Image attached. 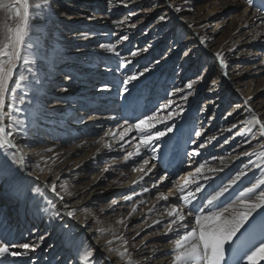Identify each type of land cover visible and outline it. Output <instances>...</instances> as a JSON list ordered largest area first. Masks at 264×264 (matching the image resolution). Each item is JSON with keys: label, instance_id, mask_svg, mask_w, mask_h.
Instances as JSON below:
<instances>
[{"label": "bare ground", "instance_id": "bare-ground-1", "mask_svg": "<svg viewBox=\"0 0 264 264\" xmlns=\"http://www.w3.org/2000/svg\"><path fill=\"white\" fill-rule=\"evenodd\" d=\"M103 1L108 4V9L111 10L110 15L114 10L117 11L122 7L131 10L127 17L121 19H127V23L120 27L115 24L114 27L116 32L119 30V32L123 31L127 34L128 44L135 43L136 48H138L145 43L144 47H147L148 51L140 54L139 58L142 57V59L139 67L149 64L155 59L161 61L160 64L153 65V71L147 85L149 90L143 92L144 100L142 103L139 102L135 116L142 110L141 105H143V111L150 110V106L154 102L157 103L166 96L169 90L168 86L171 85L167 82V77L171 71L177 70L179 73L177 74L178 79L170 88V92L174 88L183 87L186 83L183 76L186 73L199 72L201 68L203 70L199 76L192 79L194 81L193 95L189 97L186 103L185 120L178 121L179 136L177 142L170 146L165 163L150 162L145 167V171L151 167L152 163H155L157 167L144 175L139 170H132L133 165L137 164L141 157L134 155L133 157H137L138 160L133 163V157L125 161L126 156H123L124 150L131 144L132 149L129 152L135 153V145L139 143V134L135 131H129L122 140L119 138V132L123 131L121 125L124 123L114 127L112 124L118 118L122 119L123 115L122 117L117 114L115 116L113 113L115 109L104 111L107 115L104 117L98 115L100 112H97L88 117L89 119L87 118L90 124L98 122L99 137L86 139L81 136L78 137L83 133L81 129L87 124L85 121L87 113L78 111L79 118H73L70 121V124L74 123L72 124L74 127L67 129V135L62 139L64 136L63 128L66 126V124L62 125L65 122L64 118L60 117L56 121L57 124L52 122L53 116L57 112L62 113L63 111L66 117H70V114L81 108L80 104L84 102L101 103V105L110 102L116 104L117 100L114 99L116 90L113 89L111 95L105 99L104 97H94L97 91L94 86L86 90L84 95H79L78 100L81 103L78 100H72L76 99L74 96L70 98V104H65L63 98L54 102L52 106L46 104V100L50 98L52 92H59L62 97H67L72 91L69 86L71 81L68 77H65L66 86L61 87L56 84L54 86L53 83L58 75L57 70L59 67L66 66L68 63L65 61L69 59L67 56L62 59L63 63L60 64L57 60L58 56L67 54L64 49L66 46L69 48L75 38L78 40L80 33L67 34L70 23L65 24L63 28L53 27L58 25L60 21L57 20L56 7H52L50 10L47 21L41 17L42 28L39 33L33 35L34 41L47 59L39 65L42 69L38 73L40 81L34 83L31 88L23 89L28 94L25 105H19L17 102L18 107L24 108V112L17 115L24 121L21 127L26 129L25 135L17 139L18 142L21 140L27 142L26 152L32 164L40 163L41 167L44 168L43 173L34 169V175L38 174L40 179L39 181H31V183L40 185L45 196L36 199L30 197L31 203L13 204V207L8 206L6 209L12 228L18 226L20 229L22 222L30 225L26 238H30L31 232L45 235L44 244L33 254L37 257V264H61V261L67 262L74 256V251L65 245V237L60 227L61 223L74 226L72 239L76 241L74 247L80 248L79 264H88L84 257L90 248L95 249V255L98 258L110 256L109 264L111 261H114L115 264H129L127 259L119 260L115 254L104 251L105 241L108 239L114 241L113 246H121V241L115 237H123L129 241L126 247L130 253L131 264H169V253L173 246L167 242L168 237H165L164 244L156 240L157 233H162L164 229L163 223L153 224V221L161 216L165 205L171 201L164 205L157 204L156 200L149 201L150 195L144 194L145 183L150 179L162 177L167 171L170 179L160 180L158 184L164 187L165 185L170 186L169 193L173 194L174 200L180 194L177 192L178 185H172L170 180H176L175 177L183 172L179 180V183L183 184L182 177L186 176V169L194 171L201 161L199 155L193 156L191 160L186 158V152H192L193 149L198 150L201 154L205 149L217 152L218 156L213 160L218 159V163L214 162L212 166H205L202 169V175L214 176L217 184L221 182V175L231 166L235 165L229 171V175H224V182H227L229 177H233V173L236 174L242 169L249 159H256L255 155L252 157L240 156L236 159L235 157L240 152L247 150L264 154V138L258 136L253 144H247L246 137L235 136L238 130H245L243 121L251 115L244 110L245 100H247L248 107H251L259 117L264 118V49H258V46L264 43V27L255 26L260 23L259 20L254 21L257 13L248 8L243 0H171L172 3L182 8V12L179 14L168 7L169 0H126L127 6H124L122 0ZM230 5L238 9V12L231 22L224 24L215 23L210 13L206 11L210 6L226 8ZM133 12L136 15H131ZM158 13L166 15L167 19L165 21L158 18L153 19L154 15ZM246 13H251L252 18L246 16ZM132 24H135V27H132ZM257 32L260 35L253 39ZM51 33L53 34L51 35ZM57 35L60 38H57ZM115 35L116 33H114ZM201 39H203V43ZM114 44L116 45V43ZM125 47L124 50L122 49L123 51H125ZM122 50L120 52L123 55ZM183 52H188L189 55L184 56ZM217 52L223 55V66L215 55ZM163 53H165L164 56H162ZM112 55L114 56V54ZM252 55L255 57L251 60L254 64L253 67H245L244 62L247 59H244L243 56L250 57ZM115 59L117 58L115 57ZM257 61L260 63H256ZM113 66L116 68V64ZM249 74L257 76H248ZM35 75L37 73L34 68L33 76ZM199 77H203V79L201 80ZM210 77L215 78V90L209 91L208 88V91L207 89L205 91V86H202L208 82ZM63 87H68L69 91H61L60 89ZM86 87L90 88L91 86ZM233 92L236 93L234 96H237L236 102H233L234 106L240 105V107L230 111L231 115H229L230 112L227 113L228 117H233L232 119L219 120L221 108L225 102H230L228 98H231L230 94ZM180 95L182 93H177L175 98L178 100ZM249 97H251L250 100ZM201 100L206 101L204 108L196 114L199 120L197 127L191 124L190 113L194 106L201 104ZM71 101L77 104H72ZM180 102L184 103L183 101ZM211 110L213 113L210 112ZM113 116L117 119H112ZM130 120L133 121L129 122H134L135 118ZM218 124L219 128H217ZM234 124L237 125L236 128L232 127ZM125 127L127 126L125 125ZM157 127H163V125H157ZM110 129L115 130L117 134L115 139L111 135H105ZM195 131H200L201 136L196 137ZM59 134L61 138L57 142L55 136ZM69 136L77 137L69 139ZM234 136L235 139H233ZM226 138L227 143L224 142L220 146L216 144ZM209 140L210 143L207 142ZM186 141L189 142V145L186 144ZM202 142L205 143V147L199 148V144ZM105 143L110 144L111 148H106ZM215 145L216 149L209 148V146ZM48 148L53 149V151L47 152L46 149ZM222 152L226 156H222ZM141 154L145 159L151 155V153L145 152L143 146H141ZM50 157H55V163ZM220 157L224 158V164L227 165L225 170L218 174L208 172L207 169L210 167L224 166L221 164ZM44 161H47V165L44 164ZM161 170L164 172L163 175L160 173ZM258 172L259 170H253L247 176L242 177L239 188L243 189L250 186ZM120 173H124V175H120ZM57 176L59 177L58 180ZM141 176L144 177L142 181ZM25 178L31 180L30 177ZM52 181L57 183L58 191L64 196L63 202L52 197V193L48 192L41 183H51ZM198 182L200 184L208 183L202 178ZM61 185L63 187H60ZM195 187L196 184L190 183L186 186V191ZM116 193V198L113 199L112 194ZM126 195L132 196V200L125 201L123 197ZM49 197L53 199L57 207L62 203H67L70 210L75 211L76 218L68 219L65 217L63 221L53 222L51 213L54 209L48 202ZM140 200H143L144 203L140 204ZM4 201L6 200H3L0 207ZM110 201H115L116 205L113 206ZM133 202L138 205L137 212L129 215ZM164 223H167V220ZM99 229H104L103 234L98 231ZM138 232L140 235H136ZM48 245L51 247H47ZM159 248H165L166 251H159ZM61 251L63 253L58 258ZM260 264H264V261H261Z\"/></svg>", "mask_w": 264, "mask_h": 264}, {"label": "snow or ice", "instance_id": "snow-or-ice-1", "mask_svg": "<svg viewBox=\"0 0 264 264\" xmlns=\"http://www.w3.org/2000/svg\"><path fill=\"white\" fill-rule=\"evenodd\" d=\"M122 2L124 6H127L126 0ZM243 2L257 13L254 21L259 20L260 23L255 26L264 27V0H243ZM52 6L53 0H31V2L30 0H0V13L3 14L0 18V199L18 205L31 203L30 197L36 199L45 196L40 185L31 183V181L40 179L38 174L34 175V169L43 173L44 168L40 163L32 164L26 152L27 142L24 140L18 142L17 139L26 133V129L21 127L24 121L17 115L23 113L24 108L18 107L17 102L19 105H25L28 94L23 89L31 88L34 83L40 81L38 73L42 69L39 65L47 58L34 41L33 34L40 32L41 17L47 21ZM168 7L177 14L182 12V8L172 3L171 0H169ZM131 15L136 14L133 12ZM246 16L252 18L251 13H246ZM158 19L165 21L167 17L160 15ZM114 23L120 27L127 23V19L114 21ZM131 26L135 27V24ZM80 35L85 40L89 38L86 33ZM259 35L260 33L257 32L253 39ZM118 39L123 42L129 38L127 35H120ZM201 42L203 43V39ZM98 46L106 53L114 54L117 63L115 69L107 68L113 74L112 82L101 85L97 91L110 94L115 89L114 99L120 102L122 109L137 110L143 92L149 90L147 85L153 65L160 64V59L138 67L139 62L134 63L130 57L146 53L147 47L130 49L128 56H124L112 42L100 43ZM188 55V52H184V56ZM215 55L223 66L222 53L217 52ZM34 68L37 73L35 76H33ZM199 79L202 80L203 77ZM193 87L194 81L188 80L183 87L174 88L166 93V96L152 109L141 111L134 122H129L125 118L124 124L121 125L123 131L119 132V138L122 140L129 131L139 134V143L135 145V153L129 152L125 157V161L134 155L141 157V160L133 165V171L139 170L147 175L157 167L155 163H152L151 167L145 171V167L150 162L165 163L170 146L178 140V121L185 120L186 103L193 95ZM60 90L67 92L69 88L63 87ZM214 90L215 81L209 87V91ZM177 93H182L178 100L175 98ZM110 99L113 98L110 97ZM248 99L250 100L251 97ZM244 105V110L251 115L243 121L245 130H238L235 136H244L247 144H253L258 136L264 138V118L259 117L251 107L247 106V100L244 101ZM238 107L240 105H235L233 110ZM231 114L230 112L229 115ZM112 119H117V117L113 116ZM157 125H163V127H157ZM232 127L236 128L237 125L234 124ZM105 135H111L115 139L117 134L115 130L110 129ZM194 135L200 137L201 132L195 131ZM227 142L226 138L225 143ZM104 146L111 148L108 143ZM141 146L145 152L151 153L149 158L142 157ZM121 147L123 148V145ZM204 147V142L199 144V148ZM46 151L52 152L53 149L48 148ZM185 155L191 160L193 156L201 155V153L193 149ZM253 155L256 159H249L244 167L227 182L221 178V182L217 184L214 176L202 175L206 162H199L194 171L187 172L186 176L182 177L183 184H180L178 180H170L172 185H178L177 192L180 195L166 204L161 216L153 221V224L163 223V232L157 234L168 237L167 242L173 246L169 253V264H260L264 261V154L245 150L235 158L252 157ZM50 159L55 163V157H50ZM219 159L224 166L210 167L207 169L208 172L218 174L225 170L227 165L224 164V158ZM44 164L47 165V161H44ZM49 170L51 171V168ZM253 170H259L253 182L250 186L240 189L241 178ZM25 177H30L31 180ZM200 178L208 183L200 184L198 182ZM140 179L142 181L144 177L141 176ZM169 179L170 175L167 171L160 177L161 181ZM41 183L48 192L52 193V197L64 201V196L58 191L55 181ZM190 183L196 184V187L186 191V186ZM153 187H157V184L154 183ZM148 191L149 189L145 187L144 192ZM123 199L132 200V196L126 195ZM158 199L167 201L168 196L161 192ZM48 202L54 209L51 213L53 222L63 221L65 217L76 218L75 211L70 210L67 203H62L57 207L51 197L48 198ZM139 203L143 204L144 201L140 200ZM137 207L138 205L133 202L129 215L136 213ZM165 220L167 223H164ZM60 227L65 237V245L74 251V256L67 262L61 261V264H79L80 248L74 247L76 241L72 239L74 226L61 223ZM98 231L103 234L104 229ZM29 236L30 238L22 236L18 238V234L9 224L7 212L0 209V264H37V257L33 254L41 248L46 237L36 232H31ZM115 239L121 241V246H113L114 241L108 239L105 241L104 251L115 254L119 260L127 259L131 264L130 253L126 247L129 241L123 237H115ZM47 247L50 248L51 245ZM84 259L88 261V264H109L110 256L98 258L95 255V249L90 248ZM111 264L115 262L111 261Z\"/></svg>", "mask_w": 264, "mask_h": 264}, {"label": "rangeland", "instance_id": "rangeland-1", "mask_svg": "<svg viewBox=\"0 0 264 264\" xmlns=\"http://www.w3.org/2000/svg\"><path fill=\"white\" fill-rule=\"evenodd\" d=\"M53 8H57L55 11L58 14L57 20H60L58 22V25L53 26L54 28H63L65 26V24L70 23L69 28H68V32L67 34H73V33H86L88 34V39L85 40L81 35L78 38V40L72 41V44L70 45V47L68 48V46H66V48L64 49V51L67 53L63 56H58L57 60L58 63H63L62 59H65L67 56L69 57V59H67L65 62H67L68 64L64 67H59V69L57 70V78L55 80V82L53 83L54 86L58 85V86H66L65 84V77H70L71 79H69L71 82L69 83V86L72 88L71 93L69 94V96L67 97H62L61 93L57 92H52L50 95V98H48V100H46V104H48L49 106H52V104L58 100H64L65 104L69 103L70 104V98L76 96V99H72L74 101L78 100V97H80L79 95H84L86 90L91 89L92 87H94L96 90L103 84L106 83H111L113 80V74L112 72H109L107 70L108 67H111L112 69L114 68V64H116L117 59H115V57L111 54V53H106L105 50L100 49L99 48V44L100 43H106V42H112V43H116V47L120 50H124V47L126 44H128L129 41H119V36L120 35H127L125 32H116L115 31V23L114 21H118L121 20L124 17H127L129 15V13L131 12L130 9L128 8H124L122 7L121 9H118L117 11L114 10L111 15H110V9L107 2L105 3L103 0H54L53 1ZM245 7H247L245 5ZM242 8V7H241ZM241 10V9H240ZM207 12L210 13V15L212 16V18L215 20V23H225V22H231L235 16L237 15L238 9H236L235 7H233V5H230L229 7L226 8H222V6L220 7H214V6H210L207 10ZM161 15V13H158L156 15H154L153 19H157L159 16ZM3 14L0 13V18H2ZM70 18H67L69 17ZM99 16V18H98ZM109 16V18H108ZM103 17L101 20L100 18ZM114 23V24H113ZM67 28V26H66ZM222 28V27H221ZM82 30V31H80ZM114 33H116V35L114 36ZM53 33H51L52 35ZM66 34V36H67ZM57 38H60L58 35L56 36ZM69 37V36H67ZM145 44V43H144ZM144 44L140 45V47L138 48H143ZM135 50L136 49V44L135 43H131L128 44L125 47V51H123V55L124 56H128L129 54V50ZM258 49H264V43L258 46ZM184 53V52H183ZM255 53V52H254ZM71 54V55H69ZM165 53L162 54V56H164ZM139 56L137 57H130L133 62H139L138 63V67L140 66V62H141V58H139ZM243 56V58L247 59L246 62H244L245 67L250 66L253 67L252 65H254L251 60L255 57L250 56ZM250 59V60H248ZM116 60V61H115ZM256 63H260V61H257ZM169 70V69H166ZM202 68L199 69V72H192V73H186L184 77V81L187 82L188 80H192L194 78H196L197 76H199L202 73ZM165 71V70H164ZM168 72V71H166ZM161 73V72H160ZM179 71L174 70L171 71L169 76L167 77V82L170 83L171 85L168 86V92H170V88L172 87V85L174 84V82L178 79V74ZM27 74V73H26ZM164 76V75H163ZM248 76H252L255 77L257 75H248ZM215 80L214 77H210L208 82L205 83V85H203L202 87L205 86V91L210 87V85L212 84V82ZM60 83V84H59ZM89 83V84H87ZM56 84V85H55ZM91 86L90 88H87L86 86ZM10 87H11V82H10ZM70 88V89H71ZM58 91V90H57ZM236 93L233 92L230 94L231 98H228L230 100V102H225L221 108L220 111V117L219 120H223V119H227V118H233V117H228L227 113H229L230 111H232L234 109V103L236 102V97L234 96ZM111 94L109 93H101L99 91H96L95 96L94 97H104L106 99V97L110 96ZM93 98V97H92ZM42 101H44V99L41 98ZM144 100V95L141 96L140 101L141 103ZM74 101H71L72 104H77ZM161 100H159L158 102H160ZM205 101L206 100H201V104L200 105H196L192 108V112L190 113V121L191 124L194 126L198 127V118L196 116L197 112H199L200 110H202L204 108L205 105ZM79 103H81L78 100ZM157 102V103H158ZM157 103H153L150 106V109L153 108V106ZM7 104V101H6ZM79 105V104H78ZM82 107L79 109H76L75 112H73V114H70V117H66L62 113L57 112L56 115L53 116L54 120H52V122L54 124H57L56 121L60 118L63 117L65 122L62 124H66V126L63 128L64 129V136L62 137V139L65 138V136L67 135V129H72L74 126L72 124H70V121L73 118H79V114L78 111L80 112H84L87 113L85 116V121H86V126L84 128L81 129V131H83L82 134H80L78 137H84L86 138H96L99 137V134L97 129L98 128V122H94V123H89L87 121V118L92 116V114L100 112L98 115L104 117L107 116L106 112L104 111H109L111 109H115V111H113V113H115L114 115L116 116V114L120 117H122V119L118 118V120H115V122L112 124V126H116L117 124H121L124 123L125 118H127L129 121H133L130 120L132 118H135L137 116L140 115L141 111H143V105L142 106V110L139 111L138 115L135 116V110H128L125 111L124 109H122L120 107V102L117 101V103H105L103 105H101V103L97 104H93V102H84L80 104ZM105 108V109H104ZM213 110V109H212ZM210 111L213 113V111ZM48 112V111H47ZM103 112V113H102ZM59 113V114H58ZM105 113V114H104ZM111 113V112H109ZM89 114V115H88ZM112 114V113H111ZM110 114V115H111ZM134 115V116H133ZM89 119V118H88ZM84 121V123H85ZM50 128V127H48ZM61 128V129H62ZM217 128H219V124L217 126ZM51 129V128H50ZM53 131V130H52ZM54 132V131H53ZM49 137L51 139H53L51 137V135H49ZM77 137V136H75ZM72 136H69V139L75 138ZM57 142L60 140L61 135H56L55 136ZM55 140V141H56ZM225 142L224 139L220 140L218 143H216L218 146L222 145ZM186 144L189 145V142L186 141ZM216 147L215 146H209V148L214 149ZM132 149V144L124 150L123 156H127L128 152ZM216 149V148H215ZM223 155L222 156H226L224 154V152H222ZM241 153V152H240ZM217 155V152H211V150L209 149H205V151L199 155L201 161L200 162H206L205 166H212L214 164V162L218 163V159L217 160H213ZM186 158H188L186 156ZM138 159L137 157H133V163L136 162ZM229 160V159H227ZM235 166V165H234ZM233 166V167H234ZM232 166L225 171L222 175L221 178L223 179L224 175H229V171L233 168ZM186 171L188 172L189 169H186ZM160 173L163 175V171L161 170ZM183 174V172H181L179 175H177L175 177L176 180H180L181 175ZM233 175L235 176V173H233ZM233 176V177H234ZM232 177V176H231ZM220 178V180H221ZM230 178V177H229ZM160 178H156V179H150L147 181V183H145V187H147L149 189L148 192H144V194H149L150 198L149 201H153L156 200V203L159 205H164L170 201L173 200V194L171 193V195L169 194L170 191V186L165 185H159ZM252 182V181H251ZM157 184V187H153V184ZM164 193L165 195L168 196V200L164 201L162 199H158L159 193ZM116 194H112V198H116ZM118 198V197H117ZM3 202V199H0V204ZM6 202V203H5ZM110 203L113 204V206L116 205L115 201H110ZM13 207V203L9 202V201H4V203L1 205L0 209L6 211L7 207ZM20 226V225H19ZM15 232L18 234V238H21V236L23 238H26L28 229L30 228V225L27 224L26 222H22V226L20 227V229H18V226H14L13 227ZM31 230V229H30ZM156 240L158 242H162V244H164V240H165V236L161 235H156ZM64 251V250H63ZM63 251H61L59 253L58 258H60L61 254L63 253ZM159 251H166L165 248H159Z\"/></svg>", "mask_w": 264, "mask_h": 264}]
</instances>
